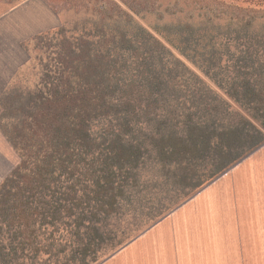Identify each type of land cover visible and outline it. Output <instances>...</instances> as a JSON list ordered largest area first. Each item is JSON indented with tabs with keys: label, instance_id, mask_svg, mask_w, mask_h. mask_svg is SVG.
Listing matches in <instances>:
<instances>
[{
	"label": "trees",
	"instance_id": "1",
	"mask_svg": "<svg viewBox=\"0 0 264 264\" xmlns=\"http://www.w3.org/2000/svg\"><path fill=\"white\" fill-rule=\"evenodd\" d=\"M121 1L128 12L109 26L69 35L60 28L44 43L35 85L8 134L20 161L0 187V216L6 228L13 218L19 245H32L39 264L43 254L58 263L65 250L68 260L121 221L158 217V163L166 181L177 173L180 184L194 177L198 186L264 141V0H171L178 19L154 28L158 38L128 27L138 11ZM158 10L161 18L171 8ZM170 49L212 80L221 76L239 112L225 118L221 106L189 96L198 77ZM176 87L182 106L189 97L194 108L158 117ZM93 119L101 120L97 131Z\"/></svg>",
	"mask_w": 264,
	"mask_h": 264
},
{
	"label": "crops",
	"instance_id": "2",
	"mask_svg": "<svg viewBox=\"0 0 264 264\" xmlns=\"http://www.w3.org/2000/svg\"><path fill=\"white\" fill-rule=\"evenodd\" d=\"M31 5L18 12L33 15L38 5L45 13L38 16L40 23L19 31L15 43L21 47L27 38L33 57L22 53L12 64L13 76L4 91L0 65V96L8 91L24 95L35 85L44 58L43 45L62 28L48 30L60 25L57 17L38 1ZM15 88L18 90L13 91ZM177 179L175 173L166 181L158 166V217L140 226L121 221L94 245L75 249L68 260L67 250L59 253L55 264H264V143L201 185H194V177L186 185ZM180 196L176 203L167 204ZM9 218L6 228L0 216V264H36L34 248L19 245L13 218ZM39 258L43 264L56 260L49 254Z\"/></svg>",
	"mask_w": 264,
	"mask_h": 264
},
{
	"label": "rangeland",
	"instance_id": "3",
	"mask_svg": "<svg viewBox=\"0 0 264 264\" xmlns=\"http://www.w3.org/2000/svg\"><path fill=\"white\" fill-rule=\"evenodd\" d=\"M35 1L40 2L42 7L52 11L57 17V20L60 22L59 26L51 27L48 30H54L61 26L62 29L68 33V35L73 32L78 33V31L81 29L87 32H92L96 26H109L118 17H120L119 12H128V8L122 3L121 0H0V65L2 68V75L4 76L3 91L6 90V82L12 79L13 72H11L10 69L12 64L18 61V59L22 56V53L23 55L26 53L27 55H30V57H33L32 55L34 52L31 50L32 43L26 42L27 38H25V41L24 39H21V41H24L22 44L20 43L21 47H19L18 44L16 45L15 42L20 36L19 31H27L30 27L40 23L41 18L38 16L45 13L44 9L38 5H36L38 8L34 10V16L31 15L30 12H18L25 6L28 8V5L32 4L31 6H33ZM127 1L131 3L132 6L138 11V15H132V24L127 22V26L132 27L133 23H135L138 26L146 29L156 38H158V33H156L154 28H158L159 24L175 22L178 19V15L174 14L175 11L172 9L171 0ZM158 4L161 7H159ZM166 6H170L171 10L167 13H163L161 18L158 17V13L160 12L158 9L164 8ZM20 22L22 23L18 29ZM170 50L172 51L174 57L180 58L188 70L193 71L198 77L196 78L198 82L196 81L195 83V81L192 80L191 83L190 81L191 86H189L190 88L187 92L189 96H195L194 98L196 99L198 95H203L205 97V101L208 102L206 103L208 104L206 106H221L222 109L225 110L223 111L226 113L224 114L225 118H227V116L233 113L235 110L239 112V107L231 99H229L222 90L221 85L224 83V80L221 78V76L215 77V79L212 80V78L205 76L200 70H198V68L190 61L180 57L172 49ZM180 78L181 76L179 75L177 80L175 79V83H177ZM199 81L201 84H199ZM218 83L220 85H218ZM200 85L212 93L203 94V90H201ZM175 90L179 91V93H176L178 96L176 98L174 97L172 100V106H166V104L161 103L160 106H158V117L162 116V114L166 111H173V116L176 118V116H178V114L184 109H191V107L194 108V105L191 104L189 97H186V101H188V103L185 104V106H182V104L179 102L184 96L182 94V88L179 89L176 87ZM1 96L0 134L3 138V143L0 142V155L3 154L4 157H0V187L3 181L8 177L10 172L18 165L20 161L17 151L14 149L8 139V134L10 131L12 132L13 124L16 123V117L22 112V108L24 104H26V96L22 94H7L2 98V100ZM176 99H178L177 102L174 101ZM191 100L193 99L191 98ZM201 106H205V104H202ZM223 106H227V108ZM99 120L100 119H93L90 121L89 124L91 131L99 130L101 126V120ZM161 120L162 119L158 118V122ZM139 122L141 123L143 120L140 119ZM180 122V119H174V121H171L170 123L171 125L174 124V126L179 128ZM96 143H99V141L97 140ZM263 143L264 141L261 144ZM209 164L206 167V172H208V170L211 168ZM158 166H160L159 163ZM143 176L147 175L143 174ZM16 181H18V179H16ZM1 205L2 203L0 202V208H2Z\"/></svg>",
	"mask_w": 264,
	"mask_h": 264
}]
</instances>
